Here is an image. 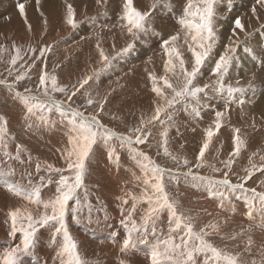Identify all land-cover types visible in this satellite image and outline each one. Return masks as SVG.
<instances>
[{
    "label": "rangeland",
    "instance_id": "1",
    "mask_svg": "<svg viewBox=\"0 0 264 264\" xmlns=\"http://www.w3.org/2000/svg\"><path fill=\"white\" fill-rule=\"evenodd\" d=\"M27 1H22L27 23L21 16L17 19L21 18L20 23L23 24H19L14 22L17 20L13 17L9 20L12 23L2 20L7 13L10 16L11 13H16L17 10L14 11L12 7L19 8L17 0H0V81H5L0 84V117L7 121L5 142L8 145L6 149L0 147V233L3 232L4 239L6 238V249L10 245L14 247L17 241V244L21 242L19 235L14 238L9 235L11 222L8 212L20 208L22 211H31L34 215L41 213L42 206L29 203L24 198L25 194H31L33 187L40 186L42 199H49L54 195L59 174L50 172L48 165L65 170L67 168L64 150L69 147L68 114H62L49 104L51 111L37 109V114L28 118L22 101V97L28 95L25 89H31V95L39 98L33 103L47 100V97L42 96V87L38 82L41 69L49 77L55 75L58 85L66 86L69 92L73 90V85L78 86V81L91 77L88 84L74 97L70 107L87 116L96 114L98 103L102 102L104 110L99 113L102 123L118 134L134 136L133 129L140 126V120H147L154 114L153 101L158 98L151 90L152 77L159 80L165 74L163 65L167 59L161 47L162 40L180 31L177 20L187 3V0H133L134 7L142 12H149L150 16L145 31L132 36L122 26L125 22L120 19L123 0H107L101 5L95 0H66L65 6L71 4L75 10V28L65 22L67 8L66 14L63 8L53 17L47 14L49 0H40L39 7L35 0ZM253 7L256 8L255 14L252 12ZM215 11L216 42L196 80L197 85L208 84L209 88L197 98L178 101L167 109L171 120L162 112L163 124L154 122L148 125L151 130L149 142L134 147L147 153L162 168L172 169V174L164 178L166 191L178 200L179 211L192 218L197 230L209 222L218 224L220 238L210 236L208 239L215 246L233 254L243 252L251 237V254L244 253L243 259L248 264L253 260L259 264L260 253L264 251V247H261L264 243V227H261L264 216L257 203L253 209L255 214L248 217L249 207L245 197L251 193H242L240 190L233 192L223 186L217 188L206 181L194 180L192 176L185 175L191 169L195 175L216 181L223 178L224 172H228V179L232 184L244 183L246 189L256 188L257 192H264V175L260 171L254 170L250 180H243L247 175L245 170L251 169L252 164L259 167L264 163L260 160V156L264 155V6L257 4L256 0H221L215 6ZM59 13H62L61 16ZM237 18L244 25L243 30L235 27L234 21ZM29 24L31 30L28 28ZM226 31L232 32L227 34ZM180 34L181 40L177 41V46L183 53L186 67L191 70L193 58L183 45V32ZM97 44L110 58V63L101 60ZM45 46H50V51H45L41 56L39 50ZM225 46L235 48L236 51L229 53L233 59L224 76V87H220L214 84L216 77L210 73L216 59L225 52ZM16 48L20 49L22 59L12 65L10 61L16 55ZM18 75L24 76V79L17 81ZM169 77L174 84L177 83L176 76L169 73ZM229 85L232 88H243L244 91L229 92ZM47 87L49 96L54 100L66 99L68 93L51 90L50 79ZM88 99H92L94 103L88 105ZM68 106L64 105L65 108ZM217 111L225 113L221 117L222 127L212 138L203 166L197 167L196 157L206 139V131L210 127L215 131ZM41 116L44 117L43 121ZM28 125L32 127L29 128ZM165 128L168 130L167 148L171 155H165L162 147L161 132ZM236 128L240 129L239 135L245 140V146L238 156L231 157L234 163L229 170L222 161H227L229 153L233 151ZM16 145H20L22 149L19 159L16 158ZM109 145L101 141L94 145L93 152L86 161L84 186L78 190L81 203L76 205L75 201L71 202L80 212L77 220H72L71 215L67 218V226L78 244L81 256L88 264H152V252L157 238H168L167 213H163L158 222L157 237L149 234L147 242L136 239L129 250L121 251L122 240L128 235V228L121 221L126 218L132 206L131 197L126 193L140 195L142 182L135 177H143V172L127 146L120 147V141L115 138L109 141ZM111 148L115 152L110 157ZM173 156L177 159L173 160ZM183 158L188 160L186 166ZM213 168L219 171H213ZM9 170H14V174L5 177L4 173ZM63 174L72 175L67 171ZM41 177L44 178L43 181ZM5 179L16 185L19 195L16 192L10 193L5 188ZM122 199H128V204H122ZM146 207L144 203L137 205L133 219L138 225ZM235 212L239 218L234 221L231 215ZM212 214V220L206 222L204 217ZM53 234L54 230L50 226L41 228L37 233V248L22 256L20 264H59L56 251L62 234H57L56 245L50 241ZM97 236L100 238L97 239ZM137 236V233H133L134 238ZM231 236H235V239H229ZM11 238L15 239L14 242ZM40 248L49 250L50 254L53 252L47 258V254L41 253ZM158 264L176 262L165 257L160 258Z\"/></svg>",
    "mask_w": 264,
    "mask_h": 264
},
{
    "label": "snow or ice",
    "instance_id": "2",
    "mask_svg": "<svg viewBox=\"0 0 264 264\" xmlns=\"http://www.w3.org/2000/svg\"><path fill=\"white\" fill-rule=\"evenodd\" d=\"M106 2L107 0H96L98 5ZM220 2L221 0H187L183 12L177 20L180 31L162 40L161 47L167 59L163 65L165 74L159 77V80L154 76L152 77L153 87L151 90L158 98L153 101L155 105L154 114L147 120L143 118L140 120V126L133 129L134 136L118 134L102 123L99 118V113L104 110V103L102 102L98 103V112L96 114L87 116L83 112L70 107L74 97L88 84L91 77H85L78 81V86L73 85V90L69 92L66 86L62 87L58 85V78L55 75L49 77L48 73L44 69H41L38 75V82L39 86L42 87V96L47 97V100L33 103L32 101L39 100V98L32 96L31 89L26 88L25 92L28 95L22 97L23 105L28 118L35 116L37 109L40 111L46 109L51 111L48 108L49 104L53 105L62 114H68L70 126L68 128L67 145L69 147L64 150L66 152L67 168L65 170L48 165L50 172L59 174L54 195L49 199H42L40 186L33 187L31 194H25L24 198L29 203L42 206L43 211L41 213L34 215L31 211L26 209L22 211L20 208H15L8 212L7 215L11 222L9 235L13 237L19 235L21 242L14 247L3 250L2 255H0V264H20L21 257L30 254L36 247L38 231L41 228L49 226L54 230V234L50 237L52 244L56 245L57 234H62V240L59 242L56 251V258L59 260V264H88L87 260L81 256L78 244L69 231L67 218L71 215L72 220H77V214L80 212L78 207L71 205V202L75 201L76 205L81 203L78 190L84 186L86 161L90 158L94 145H97L98 141L109 145V141L113 138L120 141V147L127 146L129 151L134 154V158H136L143 172V177H135L142 182V192L140 195L136 196L126 193L127 196L131 197L132 206L127 212L126 218L121 221L128 228V235L122 240V252L129 249L136 242V239H139L141 242H147L149 234L157 237L158 222L161 221L162 214L166 212L168 238L163 240L157 238L152 252V264H158V260L165 257L174 260L176 264H248L243 259V255L244 253L251 254V245L253 243L251 237L248 238L243 252L233 254L215 246L208 237L213 233L219 234V225L209 223L197 230L192 222V218L185 216L184 213L179 211L180 204L178 200L166 191L164 178L166 175L172 174V169L162 168L147 153L134 147V145H143L149 142L151 130L148 128V125L154 124V122L163 124L164 121L161 120L162 112L167 115L166 110L173 107L178 101L197 98L199 94L209 88L208 84H204L203 86L197 85L196 80L213 52L216 42L214 25L216 16L215 6ZM35 3L39 7L40 0H35ZM256 3L264 6V0H256ZM18 7L20 15L24 17L25 23H27L25 5L21 3ZM66 8L67 15L65 22L75 28L77 26L75 10L71 4H67ZM252 12L255 14V7L252 8ZM43 15V12H41V16ZM149 16V12H142L134 7L133 0H124L123 14L120 19L125 22L122 26L126 28L129 35L136 36L138 32L145 31ZM46 23L47 21L45 20ZM234 23L237 29L243 30L244 25L239 18ZM28 28L31 30L30 24ZM181 31L183 32V45L191 52L193 58L191 70L186 67L183 53L180 47L177 46V41L181 40ZM233 35H235V32H233ZM97 48L99 49L101 60L110 63V58L105 55L103 49H100L99 44H97ZM225 48V52L216 59L210 73L216 77L214 84L220 87H224V76L233 59V56L229 53L236 51L235 48L230 46H225ZM39 51L40 55L43 56L45 51H50V46H45ZM20 59H22L20 49L16 48V55L11 58L10 63L15 65ZM41 63L43 64L44 62L41 61ZM169 73L177 77L176 84L170 79ZM22 79H24V76L18 75L16 77L17 81ZM49 79L51 80L52 91L68 93L64 101H57L49 96V89L47 87ZM4 83L5 81H0V84ZM9 87L11 86L9 85ZM228 91L240 92L244 91V89L232 88L229 85ZM161 101H163L162 104L160 103ZM93 103L92 99L87 100L88 105H92ZM65 104L69 106L65 108ZM196 115H199V113L196 112ZM224 115L225 113L220 111L215 113V131L211 127L207 129L206 139L203 141L196 157L198 161L197 167L203 166L205 153L209 149L213 136L222 127L221 117ZM40 119L43 121L44 117L41 116ZM167 119L171 120V115H167ZM44 122L47 123V121ZM6 125V119L0 117V147L5 149L8 146L5 142L7 135ZM28 127L31 128L32 125H28ZM235 133L236 135L233 137V151L229 153L230 158L227 161H222L229 170L234 163L231 157L238 156L241 148L245 146V140L239 135L240 129L236 128ZM161 136L163 137L162 147L164 148V154L171 155L167 148L168 130L166 128L161 132ZM16 149V158L19 159V152L22 150L21 146L16 145ZM112 152H115L114 148H111L110 157ZM5 154L7 155L8 153L6 152ZM253 155H256V153H253ZM172 159L176 160L177 157L173 156ZM260 160L264 161V155L260 156ZM249 163L251 164V159ZM183 164L185 166L188 164L187 158H183ZM37 170H39V165H37ZM254 170L260 171L264 175V163L259 167L252 164L251 169H246L247 175L243 178L245 182L252 178ZM64 171L72 175H64ZM213 171H219V169L213 168ZM12 174H14V170H9L4 173V176L7 177ZM185 175L192 176L194 180L206 181L209 185L217 188L223 186L233 192L240 190L242 193H251L250 196L245 197L249 207L248 217L251 218L253 216V209H255L257 203L259 204L261 215L264 216V192H257L256 188L246 189L244 183L232 184L228 179V172H224L223 178L216 181L209 177L195 175L191 169ZM43 179L41 177L42 181ZM4 183L9 192H16L17 195L20 194L17 191L16 185L9 183L7 179L4 180ZM220 195H223V193H220ZM128 202V199H122V204H128ZM140 203L146 204L147 207L142 211L138 225L136 220L133 219V214L137 211V205ZM90 212L91 209L89 208ZM129 225L130 227H128ZM261 227H264V224ZM133 233H137L138 236L134 238ZM229 239H235V236H231ZM260 256L259 264H264V251H261ZM251 264H257V261L253 260Z\"/></svg>",
    "mask_w": 264,
    "mask_h": 264
},
{
    "label": "bare ground",
    "instance_id": "3",
    "mask_svg": "<svg viewBox=\"0 0 264 264\" xmlns=\"http://www.w3.org/2000/svg\"><path fill=\"white\" fill-rule=\"evenodd\" d=\"M22 1H24V2H28L27 0H17V3H18V4L24 3V2H22ZM65 1H66V0H49V4H48L49 6H48L47 14H51V15L54 17V16H55V13H56L57 11L61 10V9L63 10V8H65V10H63V11L65 12L64 14H66ZM95 1H96V0H95ZM145 1H147V0H145ZM145 1H144V2H145ZM252 1H253V0H252ZM93 2H94V1H93ZM122 3H124V0L122 1ZM122 5H123V4H122ZM34 6H35V5H34ZM147 6H148V5H147ZM41 7H42V6H41ZM13 8H14V9H13ZM34 8H35V7H34ZM50 8H51V9H50ZM12 9H13L14 11L17 10L16 13H15V12L11 13V16H10L9 13H7L6 18H5V19H2V20H6V21H8V23H12V21L9 22V20H11V17H13V18H16L15 20H17V21H14V22L19 23V24H23V23H20V22L22 21V20L20 21L21 18H20V19H17V17H21L20 12H19V8H17V7H12ZM30 13H31V14H34V12H30ZM59 14H60V13H59ZM61 14H62V13H61ZM61 14H60V16H61ZM65 16H66V15H65ZM1 17H2V16H1ZM0 19H1V18H0ZM13 20H14V19H13ZM64 20H65V19H64ZM6 21H5V22H6ZM8 23H6V24H8ZM230 25H231V24H230ZM229 27H230V26H229ZM226 32H228L227 34H230L232 31H231V32H230V31H226ZM260 47H261V46H260ZM261 48H262V47H261ZM259 51H260V50H259ZM263 53H264V52H263ZM149 58H150V57H149ZM152 58H153V57H152ZM263 58H264V57H263ZM249 63H250V62H249ZM251 64H252V63H251ZM253 64H254V63H253ZM158 70H159V69H158ZM159 71H160V70H159ZM143 88H144V87H143ZM209 98H210V97H209ZM202 132H203V131H202ZM12 168H13V167H12ZM14 170H15V169H14ZM4 184H5V183H4ZM5 188H7V187H5ZM10 193H11V192H10ZM1 196H2V195H1ZM12 199H13V198H12ZM12 199H11V200H12ZM208 211H209V210H208ZM254 214H255V212L253 213V215H254ZM231 216H232V220H234V221H235L236 219L239 218V216L237 215L236 212H235L234 214H232ZM212 218H213V214H212L210 217H204V220H206V222H207V220H208V221H209V220L211 221ZM257 218H258V217H257ZM202 219H203V218H202ZM202 219H201V220H202ZM199 220H200V219H199ZM243 221H244L245 223L248 222L247 220H243ZM197 223H198V222H197ZM209 223H210V222H209ZM258 223H259V222H258ZM228 224H229V222H228V220H227V221H226V226H228ZM262 224H263V223H262ZM257 228H258V226H257ZM263 230H264V229H263ZM210 231H211V230H210ZM4 232H5V231H4ZM262 232H264V231H262ZM262 232H261V233H262ZM48 233H49V232H48ZM4 235H5V234H4ZM47 235H48V234H47ZM263 235H264V234H263ZM89 236H90V235H89ZM211 236H214L215 238H220V237H219V234H216V233H213ZM258 236H259V234H258ZM0 237L3 239V240H2V239L0 238V255H2L3 250H7V249H6V245H5V243H4V241H6V240H5L6 238L4 239L3 232L0 233ZM5 237H7V239H8V236H5ZM17 237H18V236H17ZM46 237H47V236H46ZM259 237H260V236H259ZM13 238H14V237H13ZM96 238L99 239L100 236H97ZM9 239H10V238H9ZM9 239H8V240H9ZM11 239H12V238H11ZM16 239H17V238H16ZM18 239H19V238H18ZM20 239H21V238H20ZM90 239H91V238H90ZM103 239H104V238H103ZM263 239H264V238H263ZM8 240H7V241H8ZM12 240H13V242H14L15 239H12ZM93 240H94V239H93ZM100 240H101V239H100ZM46 241H47V240H46ZM101 241H102V240H101ZM216 241H217V240H216ZM95 242H97V241H95ZM102 242H103V241H102ZM17 243H18V241H17ZM17 243H16V244H17ZM19 243H20V241H19ZM104 243H105V241H104ZM107 243H108V242H107ZM16 244H15V245H16ZM101 244H102V243H101ZM108 244H109V243H108ZM7 245H8V244H7ZM8 246H9V245H8ZM11 246H12V245H10V247H11ZM261 247H264V243H262V246H261ZM7 248H8V247H7ZM36 248H37V247H36ZM34 249H35V248H34ZM40 249L42 250L41 253L44 252V254H47V258H48L49 256H51V254H52V252H53V251H52L53 249L50 250V251H52L51 254L49 253V250H47V249H43V248H40ZM94 249H95V248H94ZM116 249H117V248H116ZM118 249H119V248H118ZM262 249H263V248H262ZM128 250H129V249H128ZM139 250H140V249H139ZM144 250H145V249H144ZM144 250H143V251H144ZM146 250H147V249H146ZM146 250H145V251H146ZM37 251H38V250H37ZM32 252H33V251H32ZM34 252H35V251H34ZM39 252H40V251H39ZM131 252H132V251H131ZM131 252H130V253L128 252L129 255H130V254L132 255ZM133 252H134V251H133ZM146 252H147V251H146ZM149 252H151V251H149ZM41 253H40V255H41ZM128 253H126V255H127ZM141 253H142V252H141ZM259 253H260V252H259ZM112 254H113V253H112ZM112 254H111V255H112ZM134 254H135V252H134ZM137 254H139V253H137ZM137 254H136V255H137ZM40 255H39V256H40ZM129 255H127V256H129ZM145 255H146V254H145ZM34 256L36 257V255H34ZM114 256H115V254H114ZM114 256H113V257H114ZM150 256H151V255H150ZM41 257H43V256H41ZM41 257H39V258H41ZM108 257H109V256H108ZM133 257H134V255H133ZM44 258H45V257H44ZM47 258H46V259H47ZM117 258H118V257H117ZM119 258H120V257H119ZM136 258H137V260H139L138 257H136ZM115 260H116V259H115ZM115 260H114V261H115ZM128 260H129V259H128ZM128 260H127V261H128ZM150 260H151V259H150ZM43 261H44V259H43ZM99 261H100V260H99ZM131 261H132V260H131ZM139 261H140V260H139ZM141 261H142V260H141ZM151 261H152V260H151ZM132 262H133V261H132ZM132 262H131V263H132ZM146 262H147V261H146ZM164 262H165V261H163V263H164ZM108 263H109V262H108ZM134 263H135V264H139V263L133 262V264H134ZM148 263H149V262H148ZM150 263H151V262H150ZM150 263H149V264H150ZM44 264H47V263L44 262ZM143 264H144V263H143Z\"/></svg>",
    "mask_w": 264,
    "mask_h": 264
}]
</instances>
